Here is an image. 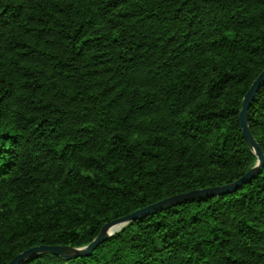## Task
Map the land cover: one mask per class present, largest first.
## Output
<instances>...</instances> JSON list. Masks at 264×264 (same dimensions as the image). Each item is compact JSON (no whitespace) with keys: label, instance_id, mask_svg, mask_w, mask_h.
I'll use <instances>...</instances> for the list:
<instances>
[{"label":"trees","instance_id":"1","mask_svg":"<svg viewBox=\"0 0 264 264\" xmlns=\"http://www.w3.org/2000/svg\"><path fill=\"white\" fill-rule=\"evenodd\" d=\"M263 71L264 0H0V264L240 179ZM247 120L264 155V85ZM25 264H264V165Z\"/></svg>","mask_w":264,"mask_h":264},{"label":"water","instance_id":"2","mask_svg":"<svg viewBox=\"0 0 264 264\" xmlns=\"http://www.w3.org/2000/svg\"><path fill=\"white\" fill-rule=\"evenodd\" d=\"M263 85H264V71L252 83L248 92L244 96L242 101V108L239 113V123L243 137L257 159L256 165L240 179L222 187H215L205 190H196L186 194L173 196L171 198L162 200L153 205L140 209L128 216L114 220L108 224H105L102 227L99 235L90 244H88L85 247L74 249L63 246H37L17 255L13 260H11L9 264H25L27 261L33 260L39 255H44V254L55 255L62 258L65 261L75 260L83 257L84 258L89 257L99 246L104 244L109 238H111L115 233L120 231L124 226H126L129 223H134L138 220L145 218L146 216L153 215L157 212H161L179 206L186 202H192L199 198L218 197V196L234 193L237 190H239L241 186L251 182L262 171L264 165V155L250 132L247 115L252 101L254 100L257 92Z\"/></svg>","mask_w":264,"mask_h":264}]
</instances>
